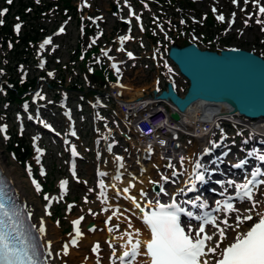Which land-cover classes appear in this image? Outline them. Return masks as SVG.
<instances>
[{
    "label": "rangeland",
    "instance_id": "obj_1",
    "mask_svg": "<svg viewBox=\"0 0 264 264\" xmlns=\"http://www.w3.org/2000/svg\"><path fill=\"white\" fill-rule=\"evenodd\" d=\"M100 1L101 2L99 5L96 4L93 6V11L91 14L101 10L105 11L107 16H112H108L107 19L109 21L103 24V26L105 27L104 36L107 38V36L110 35V41H112L110 27L113 26L115 16L112 15L109 7L108 10L105 9L107 4L111 3V0ZM140 1L142 2V6L140 7V9L145 11L146 9L145 5L143 4V0ZM225 1H229V8L231 9L232 14H239L241 19V22H237V25L233 26L232 30L239 31V29H242L243 31H246L242 36H236L235 38H237V40H234L232 44H240L247 49H252L256 52H259L264 56V30H262L264 29V24L256 23L257 19L264 21V15L259 14L258 7L255 5L254 0H249L248 4H245L244 0H239L238 5L233 4L232 0ZM72 4H75V0L72 2ZM5 5H7V0H0V9ZM260 5L264 6V0L260 1ZM148 7L149 5L147 4V8ZM199 7L200 11H208L205 5ZM183 8L188 11L190 10L187 5H184ZM15 9L16 5L14 4L13 11ZM64 13L65 11L62 10L60 14V10L56 7H53L42 18L41 24L47 27L48 32L53 33L55 26L64 18ZM79 16H81V14H79ZM245 21H247V24L245 23ZM79 24L80 22L77 21V18L74 15L73 18L69 19L66 27V32L63 35L57 37L60 42L59 47L55 50H48L49 53H54L56 55L59 51L58 56L61 57L59 67L61 66L63 68V66L67 65V67L63 69L64 73L68 75L66 76L67 81L69 79L75 80L76 75H79L81 73L76 64L72 65V61H70L73 50L81 40V27ZM23 29L24 26H22L21 31ZM133 32L135 34L134 38H136L138 30L133 27ZM106 38H103L102 42L106 41ZM178 44L181 43L178 42ZM35 51L37 57L36 61H38L39 58L37 55V50ZM32 65L33 67L37 66V64L35 63H33ZM29 67H31L32 70L33 67ZM49 69L50 65H45L43 69L38 68L36 72L31 71L30 75L37 76V85L43 87V91L40 95L44 97L43 101L47 104L46 108L44 109V113H46L47 115H44L43 118L50 121L54 120L61 129L65 130V123L61 121V110L58 103V98L61 94V90H48L46 87V84L50 80H53L52 77L48 75ZM53 70V75H55L58 73L59 68L57 66H54ZM18 71L20 73V78H24L28 74L26 73L25 68L20 69L18 67ZM96 75L105 76L109 75V72L107 70L104 72L99 70L96 72ZM127 75L131 78V82L134 85H150V76H147L146 78L140 75L139 77L134 78V75L132 73H128ZM3 77H5V75ZM80 77L82 78V74L80 75ZM1 80H4V78H2ZM74 85H76V83ZM5 96L6 93L4 88H0V125H6V131L0 133V156L3 159V162L1 161L0 164L4 170L7 169L10 172L12 171L11 179L22 193V197L24 198L27 205L26 208L31 212L32 219L36 223L37 227L40 228L42 224L45 228V240L49 241L50 247H52V249H50L49 251L46 250V254L48 252H51L52 254L51 256L47 255L49 261L52 258L56 262V264H64L65 262L70 264V260L68 259L69 257L70 259H73L71 264H91L90 258L93 256L98 259V262L96 264H103L106 259L111 260H109L110 264H121V261L117 258L116 251L115 255L112 254L113 249L116 248V244H108L107 240L110 238H107V235L106 239H104V235H101L96 240H87L86 238H82L81 240L78 239V242L75 245H70L72 250L68 251V257L65 259V261L62 258L60 259L61 255H65L64 245L68 244L69 237L75 235V232L73 230V221L79 219L80 217H83V220L80 221L79 228L83 232H87L90 235H93L94 232H98V234L100 235V224L104 222V218L110 209L109 208L108 211H103V204L108 203V200L106 203H102L100 200V193L98 190V180L100 179V177L97 176V171H99L100 169L101 171H106L107 174L112 173V171L114 170L113 154H107L105 157H97L95 152L91 148V144L85 143V141L88 142L90 140L91 136V124L88 119V107L85 106L87 116L86 120L83 121L84 124L82 127L83 131L85 132V141L84 139H82V142L78 143L82 152V157L78 160L77 175L75 177H71L67 173L68 152L66 151V146L60 140L55 139L49 133H44L43 139H39L35 146L32 145L33 154L24 165L19 164L13 158L11 152L7 148V143L10 140V135L21 136L23 134L24 138L31 143V136L36 133H43V131L41 130L40 125H38L39 123L36 126L30 124L27 125V122L25 121L26 114L25 116L23 114V117L19 118L15 113L13 114L11 112H6L7 108L4 100ZM77 97L72 95L71 102L77 100ZM51 99H53V101ZM82 118L83 116L79 117L80 120H82ZM19 120H23V123L26 125L25 128L27 129L19 130ZM163 120L164 117L160 114L153 118L152 122L162 123ZM248 122L258 121L248 120ZM229 128L231 129L232 135L235 136V138H238L241 141L243 140L244 137L242 138V136L236 135V131L240 130V127L231 126ZM86 132H89V134H87ZM241 132L247 137L250 136L249 133L245 130H242ZM5 137H7V139H5ZM233 144L237 145L238 142H235L234 140ZM37 149H39L40 151H37ZM193 150L194 149L192 147V152ZM127 162H129L130 165L128 166L127 164V168L125 170L126 173L132 171V165L135 164L134 161H131L128 158ZM39 164H42L44 166V174L40 173L41 166L39 168ZM28 169L33 171V181L40 185L39 192L36 191L35 184L26 176V171ZM144 173L145 172H143L142 174ZM64 177L69 179V192L67 194L61 193L58 189V183L61 178ZM101 178L107 177L103 176ZM154 178L157 177L155 176ZM45 196L49 197V199L45 200ZM111 197H114V194L110 192L109 198ZM254 198L260 201H264V185H260V187L255 190ZM86 199L87 202H85ZM46 201L52 202L51 208L47 211L43 210V203ZM67 203L72 204L70 205L71 208L67 205ZM262 206H264V204L260 205L259 210ZM235 207L240 209L241 215H247L248 213L244 210L251 207V204L249 202H239ZM89 210H91V212ZM235 215V213L228 214L229 223H235ZM224 216L225 215H220L219 221L220 219H223ZM89 221L95 222V231L87 230L86 224ZM106 224L110 228L114 226L110 223ZM221 226L223 227V225ZM125 227V224H121V228H114L112 232H120L124 230L123 228ZM213 231L215 230L210 227L209 233H212ZM234 234L235 232L228 230V239H230ZM97 244H99V249L97 250V252H93L92 249ZM107 252H110L111 254L108 255ZM141 264L144 263L141 261Z\"/></svg>",
    "mask_w": 264,
    "mask_h": 264
},
{
    "label": "snow or ice",
    "instance_id": "obj_2",
    "mask_svg": "<svg viewBox=\"0 0 264 264\" xmlns=\"http://www.w3.org/2000/svg\"><path fill=\"white\" fill-rule=\"evenodd\" d=\"M13 0H7L8 4H11ZM233 4H238V0H232ZM39 3V0H37ZM245 4L249 3V0H244ZM255 5L258 7V12L264 15V6L260 5V0H254ZM8 9L5 8L0 10V17L7 13ZM30 11V10H29ZM216 9H213L215 13ZM235 13H233V17ZM217 20L223 21L225 18L223 15H218ZM251 18V17H250ZM19 19V18H17ZM137 20L140 17H136ZM4 20L0 19V25H3ZM184 23V21H181ZM247 24V21H245ZM256 23L264 24V21L257 19ZM14 30L17 34L21 31V24L17 23L14 26ZM141 30L143 27L141 26ZM264 30V29H262ZM64 28L61 27L60 32H63ZM167 38V36L165 37ZM121 42L129 37H121ZM95 41H93L94 43ZM51 43V38H47L40 45L43 48L45 45ZM11 47V44H9ZM123 50V49H118ZM104 55H107V51H104ZM129 58H132V53L127 54ZM111 59V57H109ZM43 67V63L40 65ZM116 68V65L113 64ZM91 71V69H90ZM117 71L119 69L117 68ZM171 71V69H170ZM3 70L0 69V74ZM49 76L53 74L48 73ZM36 96L40 99H44L39 92ZM30 119L32 117H29ZM45 127H50L45 124ZM6 131V126L0 127V133ZM75 135V132H72ZM7 139V137H5ZM35 139V138H34ZM160 143L163 145L165 141L161 140ZM111 145H109V151H111ZM213 147H218V145H213ZM37 151H40L37 149ZM205 153L209 149L204 150ZM73 155H76L75 147L72 148ZM227 155V153H225ZM249 157H255L259 161H264V155L258 154L255 150L247 154ZM117 160H122L121 157H117ZM185 158L181 157V166H183ZM247 163L246 160H240L239 163L233 165L235 168H241ZM123 167V165H121ZM167 167L175 168L171 162L168 163ZM209 169L197 159L193 162L192 172L189 174V179L185 181V187L178 189L175 193L171 195V199L167 203H162L160 200L161 194L168 196L169 193L166 191L163 184H160L159 191L154 193L152 198H148V193L143 189L140 190V197L146 201L144 207L141 206L140 201L136 196L128 195L129 189L134 188L135 184L131 181L129 186L125 187L122 192L125 194V198L132 202V205L139 210L142 214L143 224L147 227L150 232V238L146 241H141L136 239L133 243L131 238L127 241L131 245L130 250H126L118 258L121 264H132V261L136 259L138 255H144L148 259L146 264H264V211L259 210L261 204L264 201H260L254 198V190H256L260 185H264V180H257L256 178L264 175L259 168H256L251 173V179L245 180L244 183H236L233 180H227L226 182L217 181V183L223 186V191L220 192L221 196H225L223 201H216V208L214 212L225 213L223 219H220L217 223L218 217L213 215L211 212H203L201 214H194L192 211L186 210L182 204H190L197 208H207L206 202L197 203L200 201V197L197 196L193 200L178 201L177 197L184 195L186 193H191L197 189V182L203 183L205 181V173ZM75 175V173H73ZM100 176H104L105 173H99ZM176 176L177 172L174 170L171 174ZM183 175V173H181ZM119 179V177H116ZM135 179V177H133ZM161 180L165 183L169 182L168 176H161ZM176 181H172L175 183ZM36 187V191H40V185L33 181ZM151 183L157 184L158 181H152ZM67 181H61V188L64 189ZM226 184L227 186H224ZM100 188L103 190L105 185L103 181H100ZM115 188V185H112ZM233 187L235 189V196L226 195L228 188ZM215 191V190H214ZM121 192L118 191L117 195ZM104 196L102 203L107 202V197L103 191L100 193ZM49 197L45 196V200ZM233 200H238L243 203L245 201L251 204V207L246 208L244 211L247 215H241L240 209L235 207L232 203ZM87 202V199L85 200ZM71 208V206H69ZM145 207L149 210L145 211ZM91 212V210H89ZM103 211H108L107 208ZM127 211V210H126ZM123 215L119 208H116L112 212V216H117V214ZM235 213L234 221L235 223H229L228 214ZM185 215L189 218V223L183 225L181 221V216ZM112 216H109L108 221L112 220ZM127 219V217H125ZM83 220L80 217L78 220L73 221L75 237L73 238V244H76L77 237L82 235L79 224ZM106 221V223L108 222ZM191 221L198 222L195 227ZM251 222V223H249ZM20 213L6 207V203L0 200V264H45L42 261L35 245L28 242L27 237L19 231ZM211 226L215 231L209 233L206 231V226ZM223 225V227L221 226ZM128 227L131 228V222H129ZM118 229L119 225H114L109 228L108 231ZM90 231H95V228L89 229ZM231 230L235 232V236L232 240H228L227 231ZM40 233L45 231L43 225L38 230ZM136 235H139L140 230H135ZM131 237V233L127 234ZM215 238V239H214ZM225 241H228L225 244ZM50 247V242H49ZM143 247L144 251L141 252ZM99 249V244L95 245L92 249L93 252H97ZM64 254H68V245H64ZM113 255H115V249H113ZM51 256V252L47 253ZM125 258H129L125 261Z\"/></svg>",
    "mask_w": 264,
    "mask_h": 264
},
{
    "label": "water",
    "instance_id": "obj_3",
    "mask_svg": "<svg viewBox=\"0 0 264 264\" xmlns=\"http://www.w3.org/2000/svg\"><path fill=\"white\" fill-rule=\"evenodd\" d=\"M168 57L188 79L189 85L180 97L167 83V90L159 93V98H169L180 111L202 101L225 104L231 113L238 112L250 118L264 117L263 57L244 49L230 48L219 53L200 50L195 44L181 48L172 46ZM170 117L177 120L179 115L172 112ZM151 188L157 190L158 185L152 184Z\"/></svg>",
    "mask_w": 264,
    "mask_h": 264
},
{
    "label": "bare ground",
    "instance_id": "obj_4",
    "mask_svg": "<svg viewBox=\"0 0 264 264\" xmlns=\"http://www.w3.org/2000/svg\"><path fill=\"white\" fill-rule=\"evenodd\" d=\"M123 90L124 92L130 94V97H135V95H141L142 91L146 88L145 85L142 86H136L133 85L130 82H124L122 84ZM148 87V85H147ZM216 106V105H215ZM218 108V110L220 112H217L216 115H218V119H223L224 117H229V118H234L235 116H231L228 113V108L224 105V104H219L218 106H216ZM129 110V109H127ZM216 110V111H218ZM204 111V107L203 104L200 103H196L192 105V108H190L189 111L185 112L183 114V122L185 123V125H190V127H195L197 126V119H199L200 117H203L202 113ZM207 113V112H206ZM205 116H208L207 114H204ZM256 120V119H255ZM236 121V120H235ZM258 122H254L252 124V129L255 132H264V118L262 119H258ZM153 125H158L160 123H153ZM187 130H189V128H187ZM204 137H200L199 139H197L198 143L201 145V147L204 145ZM187 155V160L191 163H193L194 156L191 154L190 151H188L186 153ZM3 162L2 157L0 156V162ZM158 161H154V162H149L147 164V166H144L142 163H140V165H142L141 169L142 171H144L145 173L142 176H135V179L128 177L127 174L125 175V177L123 176L120 179H116V177L114 176L115 171L113 170L111 174H109L108 178L105 179V187H104V191L106 190L107 193H113L116 194L115 197H111L108 198V204L110 209L107 212V215L112 216V212L116 210V208L120 209V212L123 213V215H119V213L117 214V216H112V221H110V224L112 225H119V228H121V224H125L126 227L123 228L124 230L120 231V232H109L108 229L110 228L106 223H101L100 224V230H101V234L99 235L98 232H94L93 235L88 234L87 232H83L81 229V233L82 235L80 237H77L79 240H81L82 238H86L87 240H96L98 239L101 235H104V239H106V235H110V239L107 240L108 244L109 243H114L116 244V248L115 250L117 251V255L120 256L122 251H126V250H130L131 245L127 243V234L131 233V237H133L132 242H135L136 239L143 241L148 240L149 238H147V236L149 235V232L147 231V227L143 224L142 221V214L139 212L138 209H136L133 205L132 202L128 199L125 198V194H123L122 190L124 187H128L129 186V182L131 181L132 183L135 184L134 188H130L129 189V193L128 195H132V196H136L137 199L140 201L141 206L144 207L146 204V201L144 199H142L140 197V190L143 189L146 192L147 189V193H148V198H152V196L154 195V193H150L149 188L151 186V182L152 181H158V179L154 180L155 178V174L153 173V169L155 168L154 164H157ZM125 163H123V167H124ZM115 166V165H114ZM125 168V167H124ZM4 170V169H3ZM4 172L6 173V175L11 179V174L12 171L10 172L9 170L5 169ZM130 175L133 174L132 172H129ZM157 176V174H156ZM12 180V179H11ZM184 180V178H183ZM181 180V181H183ZM159 182V181H158ZM112 185H115V188L112 187ZM14 187L16 189V193L19 197H22V193L20 192V190L17 188V186L14 184ZM177 190V189H176ZM120 191L121 194L117 195V192ZM112 199V201H111ZM127 210V211H126ZM145 210H147V207H145ZM261 211H264V206H262L260 208ZM125 217H127V219H125ZM129 222H131L132 227L129 228L128 224ZM251 223V222H249ZM95 224V223H94ZM45 229V228H44ZM96 229V228H95ZM139 229V235H136L135 230ZM37 230H39V228H37ZM125 230H127L125 232ZM41 239H42V244L44 246V248H46L47 251H49L50 249H52V247H49L48 242L49 241H45V231L43 233H40L38 231ZM235 236V234L228 239L229 241L233 239V237ZM93 237V238H92ZM228 241L225 242V244ZM92 244V242H91ZM68 245V244H67ZM72 250L71 246L68 245V251ZM144 251L143 247L141 248V252ZM143 253V252H142ZM107 254H111L110 252H107ZM100 256V255H99ZM68 257V255H61L60 259L62 258L64 261L65 259ZM68 259L70 260V264L72 263V258L70 259L68 257ZM95 259V260H94ZM52 260V261H51ZM49 264H56V262L51 258ZM91 264H96L98 262V259H96L95 257H91ZM141 261H147V257L146 259L140 257L139 255L136 257L135 262L133 261V264H141ZM90 263V262H89ZM64 264H68V263H64ZM103 264H110L109 259H106L105 262H103ZM146 264V263H145Z\"/></svg>",
    "mask_w": 264,
    "mask_h": 264
},
{
    "label": "trees",
    "instance_id": "obj_5",
    "mask_svg": "<svg viewBox=\"0 0 264 264\" xmlns=\"http://www.w3.org/2000/svg\"><path fill=\"white\" fill-rule=\"evenodd\" d=\"M38 12L39 9H34L33 11L35 14H38ZM29 38L33 39L34 37L26 33L18 38L14 35L9 26H0V66L2 67L3 73L6 74L7 80L13 86V89H9L4 85L6 89V100L9 102L10 106L13 107L18 104L22 96L26 95L27 91L33 86L36 80L33 77L20 82L16 73V64L18 62H26L31 56L32 50L28 48V45H25L23 48H20L19 45V42L27 44V39ZM8 42H12L9 48H7ZM7 147L8 150L14 153L15 159L20 164H23L24 160L31 155V145L23 136H11Z\"/></svg>",
    "mask_w": 264,
    "mask_h": 264
},
{
    "label": "flooded vegetation",
    "instance_id": "obj_6",
    "mask_svg": "<svg viewBox=\"0 0 264 264\" xmlns=\"http://www.w3.org/2000/svg\"><path fill=\"white\" fill-rule=\"evenodd\" d=\"M29 4L32 6H37V2H31V0H28ZM74 0H48L50 5H53L54 7L58 8L60 10V14L62 10L67 9L68 11H71L72 9H76V5L80 0H75V4H72ZM218 1V10L222 13L223 16H225L228 12L227 8V2L225 0H217ZM199 6L205 5L207 9L209 10V13H211V4L212 0H198ZM194 32L198 35V38L205 42H210L213 38H215L217 35L219 39L234 47H244L240 44H232L234 40H237L235 38L236 36H242L245 32L243 31H233L232 29H226L225 26H220L216 28L214 26L213 20L211 16H205V18L195 25ZM33 47H37V44H35Z\"/></svg>",
    "mask_w": 264,
    "mask_h": 264
},
{
    "label": "built area",
    "instance_id": "obj_7",
    "mask_svg": "<svg viewBox=\"0 0 264 264\" xmlns=\"http://www.w3.org/2000/svg\"><path fill=\"white\" fill-rule=\"evenodd\" d=\"M158 115H160V114H158ZM158 115H155V116H158ZM162 115V114H161ZM155 116H153L151 119H150V122H151V124H152V119L155 117ZM164 117V116H163ZM165 120V119H164ZM164 120H163V122H164ZM162 122V123H163ZM161 124V123H160ZM140 127V129H141V131H142V133L144 134V135H150L151 134V132H152V130H153V128L147 123V121L146 122H144L141 126H139ZM159 131L162 133V132H164V129H159ZM149 138H151V137H149Z\"/></svg>",
    "mask_w": 264,
    "mask_h": 264
}]
</instances>
